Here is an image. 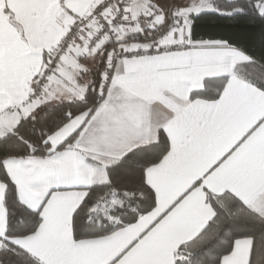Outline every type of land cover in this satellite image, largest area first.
I'll use <instances>...</instances> for the list:
<instances>
[{
    "label": "snow or ice",
    "instance_id": "1",
    "mask_svg": "<svg viewBox=\"0 0 264 264\" xmlns=\"http://www.w3.org/2000/svg\"><path fill=\"white\" fill-rule=\"evenodd\" d=\"M264 0H0V264H264V49L198 31Z\"/></svg>",
    "mask_w": 264,
    "mask_h": 264
},
{
    "label": "trees",
    "instance_id": "2",
    "mask_svg": "<svg viewBox=\"0 0 264 264\" xmlns=\"http://www.w3.org/2000/svg\"><path fill=\"white\" fill-rule=\"evenodd\" d=\"M198 35L204 38L229 39L257 56L264 49V24L259 20H219L215 22V26L202 27Z\"/></svg>",
    "mask_w": 264,
    "mask_h": 264
}]
</instances>
